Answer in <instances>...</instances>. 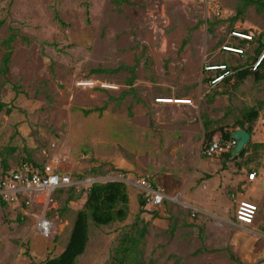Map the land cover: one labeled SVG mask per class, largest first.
<instances>
[{"label": "rangeland", "instance_id": "rangeland-1", "mask_svg": "<svg viewBox=\"0 0 264 264\" xmlns=\"http://www.w3.org/2000/svg\"><path fill=\"white\" fill-rule=\"evenodd\" d=\"M215 1L221 17L203 0H0V61L10 29L19 35L9 82L0 78V102L7 105L0 170L27 160L42 168L62 155L75 184L48 206L33 203L25 220L20 208L0 206V264H45L61 255L90 184L116 182L120 173L130 194L136 178L150 175L167 200L158 208L146 204L138 219L140 193L125 222L92 227L79 264H110L120 239L144 226V264H264V148L249 149L225 171L222 158L203 157L206 131L220 140L249 109L260 116L245 148L264 145V80L233 78L211 89L203 71L223 63L254 71L264 13L251 7L234 23L244 0ZM233 30L255 38L243 43L231 38ZM89 80L108 88L78 84ZM105 106L102 114L92 112ZM70 195L74 202L67 203ZM240 201L259 207L252 227L237 226ZM41 217L51 224L49 235L39 229Z\"/></svg>", "mask_w": 264, "mask_h": 264}, {"label": "trees", "instance_id": "trees-1", "mask_svg": "<svg viewBox=\"0 0 264 264\" xmlns=\"http://www.w3.org/2000/svg\"><path fill=\"white\" fill-rule=\"evenodd\" d=\"M251 7H255L257 12L264 13V0H244L243 6L238 10V14L232 21L235 23L239 20H243L245 11ZM57 21L62 24L59 18ZM212 27L215 24L210 23ZM4 27V23L0 21V30ZM18 31L15 29H10L9 35L2 41L1 49L3 51L2 58L0 61V78L4 79L3 84L9 82L8 75L10 73V65L12 62V55L14 50V44L18 39ZM255 38V37H254ZM257 42L258 47L255 49L254 53L256 56L261 55L262 46L264 43V36L260 35ZM246 43V42H243ZM257 58V57H256ZM255 58V59H256ZM257 60V59H256ZM255 60V61H256ZM263 61L260 62L259 66ZM226 64V63H223ZM228 65V64H226ZM258 66V67H259ZM228 67L234 72L233 76L225 80V82L218 87L229 84L233 78L239 81L245 80L249 76H254L256 82H262L264 80V73L261 72L263 66L258 70V67L253 71L251 68L242 70L244 66L241 67ZM120 69H126L132 74L135 72V68H128L122 66ZM118 71V70H117ZM93 73H100V71H95ZM208 82V79H205ZM208 85V84H207ZM217 88V87H216ZM215 89V88H211ZM111 100V98H110ZM7 105L0 102V115L6 109ZM107 106L101 109H96L92 112H98L102 114L106 110ZM7 113H11L7 110ZM91 113V112H90ZM259 110L249 109L244 111L240 118L237 120V129L245 130L250 134L251 138L254 136V124L259 119ZM233 132H228L222 130V138H220L221 144H226L232 140L231 136ZM216 131L208 133L206 131L205 144H211L213 142V137ZM251 148H264L263 144H251L243 150L240 154V158H244ZM204 157V156H203ZM219 158H222L224 163L222 164V170H226L227 162H234L237 166V160L232 157L231 152L224 153ZM205 158V157H204ZM26 163L41 168L38 164L27 160ZM4 172H7L6 169ZM71 188L70 190H72ZM69 190V191H70ZM73 192V190H72ZM73 195H70L66 202H74ZM7 204L0 202V206L6 207ZM130 198L128 194V186L122 182H108V183H95L90 186L86 192V202L83 208L77 213L73 228L69 237V241L63 253L56 258L47 259L45 264H79L80 258L85 254L91 235L92 227H107L115 223H123L127 220L130 214ZM146 202L142 197L139 198L140 212L139 217L145 212ZM147 235L146 227H142L136 234H126L120 241L117 248L113 251L112 260L110 264H144L141 259L140 246L142 245L145 237ZM232 260L237 262L235 256L230 253ZM242 264V263H238Z\"/></svg>", "mask_w": 264, "mask_h": 264}, {"label": "built area", "instance_id": "built-area-1", "mask_svg": "<svg viewBox=\"0 0 264 264\" xmlns=\"http://www.w3.org/2000/svg\"><path fill=\"white\" fill-rule=\"evenodd\" d=\"M206 5L212 6L217 15H220V4L215 0H203ZM232 37L239 40L248 42L253 41L252 33H244L241 31L232 32ZM223 50L227 53L241 56L244 51L239 48L224 46ZM264 61V47L260 57V62ZM204 72L208 74V86L216 88L223 84L225 80L233 76L234 72L226 64H207L204 67ZM80 87L84 88H108L106 84L99 81L89 80L81 81L78 83ZM184 100L175 101L176 104L182 103ZM187 102V101H184ZM235 141L228 142L222 145L219 141L211 143L203 150V156L207 159H213L220 156L222 153L232 151L235 147ZM68 163L66 157L62 155H55L51 161L42 168L34 167L30 164H23L18 168L3 172L0 170V202L10 204L15 208L21 210L19 216L22 220L30 218L32 204L35 203L33 196L38 194L41 196L44 203L48 206L53 203V195L59 190H67L75 187L70 174L62 168L63 165ZM127 176L120 173L112 177L113 181L122 182L126 181ZM256 177L255 173L250 175L251 180ZM123 183V182H122ZM94 183H91L93 185ZM141 190L143 200L146 202L147 207H160L167 200L164 191L156 188L153 178L150 175L141 176L135 179L133 183ZM259 208L255 204L247 201H240L237 204L236 220L241 225H252L258 214ZM39 229L43 235H49L51 224L45 217H41L39 222Z\"/></svg>", "mask_w": 264, "mask_h": 264}, {"label": "water", "instance_id": "water-1", "mask_svg": "<svg viewBox=\"0 0 264 264\" xmlns=\"http://www.w3.org/2000/svg\"><path fill=\"white\" fill-rule=\"evenodd\" d=\"M232 140L236 142V146L231 155L233 158L238 159V156L243 152L245 147L249 144L251 136L245 130L238 129L232 133Z\"/></svg>", "mask_w": 264, "mask_h": 264}, {"label": "crops", "instance_id": "crops-1", "mask_svg": "<svg viewBox=\"0 0 264 264\" xmlns=\"http://www.w3.org/2000/svg\"><path fill=\"white\" fill-rule=\"evenodd\" d=\"M69 173V172H68ZM70 174V173H69ZM135 188V189H134ZM133 190H131L132 191V193L130 194V192H128V194H129V198H130V205H132V202L133 201H136V198H137V195H139L140 193H141V190H140V188L138 187H133L132 188ZM58 192V191H57ZM33 199H34V201H35V204H38V203H42L43 202V204H45L44 203V201L42 200L43 198L41 197V196H39L38 194H35L34 196H33ZM42 201V202H41ZM46 205V204H45ZM47 206V205H46ZM131 207V206H130ZM158 208V207H157ZM192 209H194V207H191ZM131 209V208H130ZM154 209H156V208H154ZM257 218H258V216L256 217V220H257ZM255 220V221H256ZM237 223V222H236ZM255 223V222H254ZM254 225V224H253ZM252 225V226H253ZM237 226L238 227H242V228H248L249 226H242V225H240L239 223H237ZM252 226H250V227H252Z\"/></svg>", "mask_w": 264, "mask_h": 264}, {"label": "bare ground", "instance_id": "bare-ground-1", "mask_svg": "<svg viewBox=\"0 0 264 264\" xmlns=\"http://www.w3.org/2000/svg\"><path fill=\"white\" fill-rule=\"evenodd\" d=\"M214 11H215V10H214ZM217 17H221V16H220V15H219V16L217 15ZM234 31H241V32H244V33H249V32H245V31H242V30H233L232 32H234ZM232 32H231V34H232ZM253 36H254V35H253ZM231 38H232V39H235V38L232 37V35H231ZM235 40H238V41H241V42H246V43H248V44L251 43V42L244 41V40H239V39H235ZM253 40H254V38H253ZM252 42H253V41H252ZM263 47H264V43H263V46H262V50H263ZM223 48H224V47H223ZM234 48H239V47H234ZM239 49H241V48H239ZM242 50H243V49H242ZM243 51H244V50H243ZM228 54H230V53H228ZM261 54H262V52H261ZM230 55H234V54H230ZM243 55H244V54H243ZM243 55H241V56H243ZM234 56H236V55H234ZM260 57H261V55H260ZM260 57H259L258 63L260 62ZM205 66H206V65H205ZM205 66H204V67H205ZM203 71H204V70H203ZM218 141L220 142V140H218ZM231 141H232V140H231ZM231 141H230V142H231ZM233 141H234V140H233ZM212 143H213V142H212ZM235 143H236V142H235ZM226 144H227V143H226ZM209 145H210V144H209ZM209 145H208V146H209ZM222 145H225V144H222ZM235 146H236V145H235ZM234 148H235V147H234ZM234 148L232 149V151L234 150ZM232 151H230V152L232 153ZM227 153H229V152H227ZM222 154H224V153H222ZM222 154H221V155H222ZM206 159H207V158H206ZM250 175H251V174H250ZM70 176H71V174H70ZM254 180H255V179H254ZM249 181H253V180H251L250 176H249ZM247 202H248V201H247ZM238 203H239V202H238ZM250 203H251V202H250ZM252 204H254V203H252ZM255 205H256V204H255ZM256 206H257V205H256ZM258 208H259V207H258ZM236 211H237V210H236ZM259 211H260V210H259ZM259 211H258V213H259ZM257 216H258V214H257ZM257 216H256V217H257ZM235 220H236V213H235ZM255 220H256V218H255ZM255 220H254V222H255ZM236 222H237V220H236ZM237 223H238V222H237ZM253 224H254V223H253ZM253 224H252V225H253ZM240 225H241V224H240ZM252 225H249V227L252 226ZM242 226H246V225H242ZM247 226H248V225H247Z\"/></svg>", "mask_w": 264, "mask_h": 264}, {"label": "clouds", "instance_id": "clouds-1", "mask_svg": "<svg viewBox=\"0 0 264 264\" xmlns=\"http://www.w3.org/2000/svg\"><path fill=\"white\" fill-rule=\"evenodd\" d=\"M158 102L171 103L172 101H170V100H160V101H158Z\"/></svg>", "mask_w": 264, "mask_h": 264}]
</instances>
